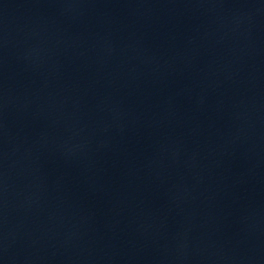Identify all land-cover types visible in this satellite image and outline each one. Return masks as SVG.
<instances>
[{"label": "water", "instance_id": "obj_1", "mask_svg": "<svg viewBox=\"0 0 264 264\" xmlns=\"http://www.w3.org/2000/svg\"><path fill=\"white\" fill-rule=\"evenodd\" d=\"M119 264H264V0H18Z\"/></svg>", "mask_w": 264, "mask_h": 264}]
</instances>
